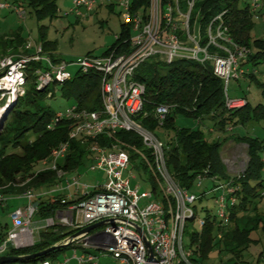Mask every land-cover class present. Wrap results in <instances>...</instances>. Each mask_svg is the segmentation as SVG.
I'll return each instance as SVG.
<instances>
[{
    "label": "built area",
    "instance_id": "built-area-1",
    "mask_svg": "<svg viewBox=\"0 0 264 264\" xmlns=\"http://www.w3.org/2000/svg\"><path fill=\"white\" fill-rule=\"evenodd\" d=\"M244 1L255 17L264 0ZM184 2L185 10L180 0H147L145 10L142 6L133 10V0H73L75 8L70 13L77 16H82V10L90 13L96 6L120 7L121 16L124 23L130 26L131 35L105 55H87L74 63L56 60L42 49L41 43L33 52H30L29 46L26 47L28 54L0 57V104L3 109H8L25 95L32 64L40 65L31 73L35 77L37 90L42 92L71 80L73 76L69 72L70 67H77L81 73L97 72L100 76L101 110H82L77 103L72 104L66 114L57 113L56 120L47 129H54L60 119L71 121L68 139H77L82 143L91 141L88 147L92 157L90 169L105 172L106 180L94 187L81 184L78 177H70L73 173L58 168L60 161L67 155L68 142L52 149L43 166L56 171L61 181L46 194L65 192L66 199L76 202L54 215L58 219L56 222L53 218L46 219L42 227L35 229L40 232L60 224L76 231V234L107 221V224L87 234L77 238H73V234L55 244L61 247L81 246L84 253L81 256L74 253L78 264H98L100 257H109L114 264H193L190 258L196 248L184 249V233L188 224L197 221L194 205L210 195H213L220 208L212 219L220 220L223 225L229 222V207L237 202L238 187L232 181L221 182L211 177L217 182L214 189L200 197L191 194L171 175L167 166L165 143L141 123L142 117H146L143 111L146 88L136 80L135 74L150 59H158L167 65L180 60L210 64L214 75L223 80L225 107L235 111L246 105V100L229 98L227 83L230 79L243 78L248 73L244 63L250 55L249 49L227 37L229 27L224 20L226 11L217 15L202 35L199 16L191 22L196 0ZM0 8L12 7L0 4ZM12 9L23 17L24 12H19L20 8ZM48 97H51V93ZM169 112L168 105L155 108L154 116L160 125ZM118 131L136 134L141 139L143 149L150 151V158L145 151L122 142L115 141L111 148L97 143V138L101 136L113 140ZM130 151L145 164L157 186L156 192L140 196L138 186L134 190L130 187V180L135 179L131 172L130 177L124 178V173L131 168ZM204 177L199 174L195 178L203 180ZM29 181L20 185L24 186ZM72 188H75L74 193H71ZM46 194L36 195L32 189L21 194L27 204L16 207L10 213L12 228L0 243V256H4L10 248L29 247L33 233L30 226L38 211L35 199ZM141 199L150 201L140 207ZM6 201L7 197L0 195V206ZM206 222L204 218L199 219L198 227L202 229ZM146 242L152 250V260L148 258ZM67 263L65 260L58 264ZM41 264L54 263L45 260Z\"/></svg>",
    "mask_w": 264,
    "mask_h": 264
},
{
    "label": "trees",
    "instance_id": "trees-1",
    "mask_svg": "<svg viewBox=\"0 0 264 264\" xmlns=\"http://www.w3.org/2000/svg\"><path fill=\"white\" fill-rule=\"evenodd\" d=\"M186 0H180L181 7L185 10ZM240 6V0H196L192 12L191 22L199 16V25L202 35L209 23L217 16L226 11L224 20L229 27V34L232 40L249 49L250 55L244 63L251 81L256 82L254 68L264 60V39H250V31L253 27L254 15L248 4ZM134 8L142 6L145 10L147 0H133ZM12 8L25 7L38 17H56L57 0H14L10 5ZM111 8L113 7L110 5ZM108 6V7H110ZM121 33L116 37L113 46L103 55L124 43L131 35L130 26L126 23L121 25ZM40 42L44 51L54 54L56 43L45 39V31L39 29ZM24 40L12 35L10 39L0 36V57L12 54H25ZM54 56V55H53ZM39 64L30 66V74L25 95L14 105L8 108L6 116L3 118L2 129L0 131V195L9 197L21 195L27 189H32L36 195L50 192L61 180L57 177V172L45 169V161L52 149L60 146L61 143L68 142V151L62 161L58 164L60 170L66 173H79L86 163H91L92 157L88 150L91 141L81 142L80 140L68 139V134L72 128V122L67 119H60L54 129L47 127L56 120V114L49 107L42 105L46 98L54 96L55 86L50 89L38 91L34 81L35 77L31 73ZM136 80L143 83L146 88L144 96L143 111L146 117L141 119L142 126L153 132L158 138L161 134L172 137L165 143L167 166L170 173L178 184L190 190L197 175L215 177L218 181H232L238 187L236 193L237 202L229 207V222L221 224L218 219L205 217L207 220L201 232L196 230L191 235V243L196 250L190 258L193 264H207L209 255L217 251L219 255L230 253L231 257L221 259L220 264H250L243 260L241 249H245L252 242L250 232L258 229L259 225H264V216L255 214L249 216L253 208L252 199L260 196L264 197L258 187H262L261 171L264 169V141L259 138L248 136H233L235 142L241 141L247 147L248 161L245 172L242 176L232 177L227 172L221 159L220 142H209L203 133L197 129L179 127L176 125V116L191 118L197 121L211 119L216 121V126L221 130L233 132L237 125H245L249 121L264 122V105L259 104L251 108L248 102L238 110L230 111L225 107L223 80L216 77L210 64H199L192 61H175L172 64H164L158 59H150L141 65L136 74ZM60 92L66 96L74 97L78 108L88 111H100V76L97 72L81 73L76 72L68 82L58 86ZM51 93V97L48 94ZM262 96H264V86H262ZM246 100L245 98H242ZM159 105L170 106V112L162 125L155 119V108ZM66 114V112H62ZM59 114V113H58ZM115 141L122 142L127 146L137 150L145 151L150 158V151L143 149L141 139L132 132L118 131L109 140L104 136L97 138L100 146L111 148ZM130 165H137L140 170L147 169L138 156L131 154ZM42 165L41 169H37ZM147 178L152 181V192L157 191L150 174ZM30 181L21 186L23 182ZM251 181H255V186H251ZM66 195V194H65ZM203 196V194L201 195ZM203 199V198H201ZM38 211L35 218L44 220L54 218L59 211L67 205L76 201L66 199L64 195L56 194L50 197L49 194L37 197ZM202 201V200H201ZM199 201V202H201ZM247 213V214H246ZM212 219V220H210ZM56 227V226H54ZM51 227V228H54ZM47 228L40 232L41 240L29 247L20 249L10 248L4 256H27L39 251H43L67 236L75 234L76 231L69 230L64 233L66 227L59 230ZM5 234L0 233V243ZM51 240V241H49ZM66 247H59L52 253L35 259L23 262H34L49 260L58 251ZM51 261V260H50Z\"/></svg>",
    "mask_w": 264,
    "mask_h": 264
},
{
    "label": "rangeland",
    "instance_id": "rangeland-1",
    "mask_svg": "<svg viewBox=\"0 0 264 264\" xmlns=\"http://www.w3.org/2000/svg\"><path fill=\"white\" fill-rule=\"evenodd\" d=\"M14 0H0V4L11 5ZM240 6H244V2L240 0ZM57 16L56 17H38L36 14L30 12L29 8L20 7L19 12H24L23 17L19 15L18 12L14 11L12 8H0V36H6L8 39L12 35L17 34L20 38L24 40L25 48L29 46L30 52H33L40 42L39 29L43 28L45 31V39L48 41H53L56 43V51L54 52V57L56 60H60L64 63H74L80 61L87 55L102 56L108 49H110L115 43L116 37L121 33V25L124 23V19L121 16V9L118 6H113L111 8L107 5L96 6V8L90 13H86V10H82V16H77L76 14L70 13L72 9L75 8L73 0H57ZM253 18V27L250 31V39H264V9H261ZM228 38L231 35L228 33ZM28 54V52H26ZM78 68L70 67L69 72L73 75L76 74ZM256 71V82L251 81L248 76L236 79H230L227 83V94L229 98L232 99H242L245 98L251 108L262 104L264 105V96H262V86H264V60L260 61V64L254 68ZM59 86V85H58ZM55 86L54 96L52 98H46L42 105L49 107L53 112H66L72 104H76V99L74 97L66 96L60 92L59 87ZM0 110H3V105L0 104ZM8 110V109H4ZM8 111L0 117V131L2 129V121L6 116ZM176 125L179 127H187L192 129H197L203 133L205 139L209 142H220L222 143V148H225L223 153L224 161L226 162L225 167H227V172L232 177L242 176L246 169L247 158V147L238 141L237 143L231 142L233 136H248L251 138H259L264 141V122L260 121H249L247 124L237 125L235 130L231 132L230 130H221L216 126V121L211 119H203L202 121H197L191 118H184L181 115L176 116ZM172 137V133L169 135L161 134L160 139L166 142ZM131 154H135L131 151ZM136 155V154H135ZM264 155V154H262ZM141 160L138 158L136 161L139 163ZM44 162V161H43ZM86 166L77 173L70 175L78 177L81 184H86L89 186H96L98 183H103L106 180L105 172L97 169L92 171L90 169L91 163H86ZM130 168V171L124 173V178L134 176L135 179L130 180L131 189H135L138 186V194L141 196L143 193L152 192V181L147 178L146 174H150L148 170H140L136 166ZM42 165H39L37 169H41ZM81 175V176H79ZM262 177V187H258L259 192L264 195V169L261 171ZM216 180L209 177H204L203 180L195 178L192 188L189 190L191 194L196 197H200L202 194L214 189L216 185ZM255 181H251V186H255ZM74 189H71V193H74ZM67 193L63 192L60 195H65ZM56 194H50V197H54ZM160 198H158L159 200ZM150 200L144 199L140 201L139 206L144 207ZM253 208L256 211L251 210L249 216H254L259 214L264 216V197L257 196L252 199ZM20 201L17 203L13 200H9L7 205L19 206ZM197 221L188 224L186 231L184 233V249L194 250L195 245L191 243V235L196 230L201 232L198 227V220L205 217L212 218L220 210L219 206L215 203L213 195L204 197L201 202H197L194 205ZM228 209H226V212ZM247 214V213H246ZM56 222V217L53 218ZM34 220H44L43 218H34ZM9 224V217L7 216L6 210L0 207V233L5 234V226ZM37 223H33L30 229H33L31 234V239L29 246L38 243L42 238L40 233L37 232ZM62 226L58 224L56 227L51 228L59 230ZM63 228V227H62ZM46 230V229H45ZM70 229H64V233L68 232ZM43 231V230H42ZM252 242L245 249H241V255L245 262L250 264H264V225L260 224L258 229L250 232L249 236ZM51 241V240H49ZM94 253V252H93ZM95 254H98L95 252ZM73 256V249L66 247L58 251L54 256L50 257L49 260L54 264L62 263L65 260L71 259ZM231 257L230 253H223L219 255L217 251L212 252L207 264H220L221 259H226ZM105 257L99 258V264H110V261L104 259ZM72 262L71 264H75ZM5 264H41V261L34 262H8Z\"/></svg>",
    "mask_w": 264,
    "mask_h": 264
},
{
    "label": "crops",
    "instance_id": "crops-1",
    "mask_svg": "<svg viewBox=\"0 0 264 264\" xmlns=\"http://www.w3.org/2000/svg\"><path fill=\"white\" fill-rule=\"evenodd\" d=\"M261 9H264V1H262V3H261L260 10ZM231 142H235V141H231ZM235 143H237V142H235ZM224 152H225V148L223 147L220 154H221V159H222L224 165H226V162L224 161V158L222 156ZM9 200H13V201H15L17 203L20 201L21 204L19 206L7 205ZM26 202L27 201L24 198H21V195L9 196V197H7L6 203L4 205L0 206V207L2 209L6 210L7 216L9 217V215L13 211V209H15L16 207H24L27 204ZM44 221L45 220H39V221H37V220L35 221L34 220V223H37V225H38V227H36V228L42 227L43 224H44ZM11 228H12V223H11V220L9 218V224H6V226H5V231H6L5 235H6L7 231H9ZM40 232H42V231H40ZM40 232H38V233H40ZM69 247L73 249V256H72L71 259L66 260V261H68L67 264H71L74 261L76 262L75 264H78L76 259L74 258V253H76L77 256H81L84 253V251L82 250V247L79 246L78 244L76 246H69ZM104 259L107 260V261H110V264H114L113 260L110 259L109 257H105Z\"/></svg>",
    "mask_w": 264,
    "mask_h": 264
},
{
    "label": "water",
    "instance_id": "water-1",
    "mask_svg": "<svg viewBox=\"0 0 264 264\" xmlns=\"http://www.w3.org/2000/svg\"><path fill=\"white\" fill-rule=\"evenodd\" d=\"M107 224V221H104V222H100V223H97L95 225H92L91 227H88V228H85L84 230L76 233L75 235H73V238H77V237H80L81 235L83 234H87L89 233L91 230H94L102 225H105ZM59 247H61L60 245H53L43 251H39L37 253H33L31 255H27V256H0V264H5V263H8V262H16V261H25V260H31V259H35L36 257H41V256H45L49 253H52L53 251H55L56 249H58ZM146 247H147V250H148V258L149 260H152V250L151 248L149 247L148 243L146 242Z\"/></svg>",
    "mask_w": 264,
    "mask_h": 264
},
{
    "label": "bare ground",
    "instance_id": "bare-ground-1",
    "mask_svg": "<svg viewBox=\"0 0 264 264\" xmlns=\"http://www.w3.org/2000/svg\"><path fill=\"white\" fill-rule=\"evenodd\" d=\"M4 111H7V110H0V117H1V115L4 113Z\"/></svg>",
    "mask_w": 264,
    "mask_h": 264
}]
</instances>
